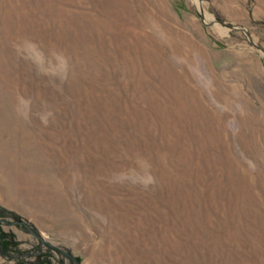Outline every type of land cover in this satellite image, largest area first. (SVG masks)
<instances>
[{"label": "rangeland", "instance_id": "374dc122", "mask_svg": "<svg viewBox=\"0 0 264 264\" xmlns=\"http://www.w3.org/2000/svg\"><path fill=\"white\" fill-rule=\"evenodd\" d=\"M0 206V264H264V0H0Z\"/></svg>", "mask_w": 264, "mask_h": 264}, {"label": "trees", "instance_id": "16d2710c", "mask_svg": "<svg viewBox=\"0 0 264 264\" xmlns=\"http://www.w3.org/2000/svg\"><path fill=\"white\" fill-rule=\"evenodd\" d=\"M6 217H11L12 219H14L13 222L16 224L17 223L22 224V222L18 220L19 215L17 213L8 210L5 207L0 206V254L4 256L10 254L11 245H13L9 239V235L3 232L1 228V225L2 223L5 222ZM13 255H15L16 258L20 256V254H13ZM36 257L38 258L41 257V254H37ZM36 264H41V263L37 262Z\"/></svg>", "mask_w": 264, "mask_h": 264}, {"label": "water", "instance_id": "95a60500", "mask_svg": "<svg viewBox=\"0 0 264 264\" xmlns=\"http://www.w3.org/2000/svg\"><path fill=\"white\" fill-rule=\"evenodd\" d=\"M40 240H41V243L42 244L46 245L50 249L54 250L57 253H60V254H63L65 256L69 257L70 259H72L75 262V264H79L78 259L73 254H71L70 252H68L67 250H64L62 248H59V247L51 244L50 242L43 240L42 238H40Z\"/></svg>", "mask_w": 264, "mask_h": 264}]
</instances>
